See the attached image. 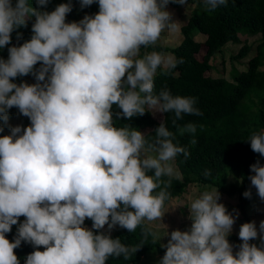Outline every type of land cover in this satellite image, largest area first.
Here are the masks:
<instances>
[{"label": "clouds", "instance_id": "obj_1", "mask_svg": "<svg viewBox=\"0 0 264 264\" xmlns=\"http://www.w3.org/2000/svg\"><path fill=\"white\" fill-rule=\"evenodd\" d=\"M48 2L37 0L41 7ZM94 2L81 0V7ZM170 2L187 4L98 0L97 14L68 23L69 3L47 12L30 7L28 0L15 5L0 0V48L10 44L14 30L27 27L28 19L35 17L31 39L9 48L7 60L0 58V120L7 123L8 110L16 107L31 121L26 129L12 127L10 135L0 136V264H20L14 250L22 241L36 249L26 264L128 259L139 247L130 249L120 239L94 234L84 227L85 219H91L96 230L108 225L111 231L119 225L134 232L145 221L164 216L171 180L162 177L174 175L168 162L181 153L187 159L190 153L174 143L175 135L164 122L148 141L138 129L115 127L112 109L118 107L117 115L129 119L143 116L145 106L174 112V124L183 114L202 115L194 97L174 96L166 86L154 92L158 69L170 75L182 58L157 51L140 56L141 48L155 45L166 28L176 29L166 10ZM226 2L203 0L209 12ZM38 62L41 68L34 71ZM30 73L37 83L12 82ZM179 132L195 134L196 125L189 123ZM249 141L251 149L264 156V131L253 132ZM152 170L154 175H149ZM251 171V185L264 200V166L257 161ZM244 196L250 198L251 191ZM219 200L213 189L191 201L190 229L166 234L170 239L162 245L166 253L159 264H264V237L259 235L264 221L259 232L255 222L240 226L242 243L234 253L228 236L235 218ZM21 216L26 219L10 241L6 234ZM143 234L146 239L149 229ZM257 238L259 246L250 243Z\"/></svg>", "mask_w": 264, "mask_h": 264}, {"label": "trees", "instance_id": "obj_2", "mask_svg": "<svg viewBox=\"0 0 264 264\" xmlns=\"http://www.w3.org/2000/svg\"><path fill=\"white\" fill-rule=\"evenodd\" d=\"M191 1V0H187ZM13 5L17 0H12ZM196 6L191 11L188 19L181 25L183 38L179 44L173 47L155 44L142 51V57L146 52L157 51L171 52L177 60L183 59L176 68L171 69L170 75H164L163 68L158 69L154 80V92L167 87L176 96L194 97L197 107L202 115L183 114V118L173 123L174 112L163 113V119L155 118L150 108L146 107L143 116L136 115L132 118L118 116L121 110L113 106V122L117 128L130 126L145 134L148 141L155 137V129L164 122L166 127L174 133V143L185 147L190 155L185 159L184 155L178 154L175 158L179 175L173 177H162L163 180H171L168 192L170 198L181 197L189 187L195 184H209L216 187L221 193L229 196H238L239 207L243 217L248 223L253 222L247 212V205L255 198L257 190L251 185L250 176L254 175L251 165L255 164L262 156L251 149L249 138L253 132L264 131V0H227L226 4L220 5L214 11H206L203 0H193ZM29 6L39 8L41 11L51 12L62 3L71 4L72 10L66 15V22H79V9L94 16L99 12L98 0L91 6L81 7V0H49L46 7L38 5L37 0H28ZM168 5L178 6L180 4L170 2ZM35 17L27 21V27H20L11 33V42L4 48H0V58H9V48L22 46L29 41L33 35L32 25ZM18 33L22 34L18 37ZM242 33L257 35L261 34V40L256 46V54L252 56L247 69L233 76V80L225 77H214L210 71L214 69L212 60L223 51L228 43H242L240 50L233 54V60L248 58L252 45L248 41H242ZM203 36V40L197 38ZM205 48V49H204ZM204 52V53H203ZM42 62H38L34 71L41 68ZM34 80L33 74L18 76L12 80L13 83L21 84ZM8 116H19L28 127L30 118L20 113L19 109L13 107L8 110ZM193 123L196 125L195 134H180L179 129ZM0 126L4 131L0 136L10 135L13 126L0 120ZM195 139L196 143L191 141ZM210 171L211 175L205 176ZM231 172H235L239 178L238 182L228 183ZM149 175H154L152 170ZM163 187V185H161ZM157 188L155 191L159 192ZM251 191V197H245L246 191ZM131 210V209H130ZM21 216L16 225L12 226L11 232L6 237L14 242L17 230L25 221ZM84 227L92 230L94 234L101 233L110 235L112 239H120L121 243L131 248L139 247L136 252H130L129 258L109 257L106 264H139L147 253L156 249L165 255L166 248L155 235H152L147 221L137 227L134 232L119 228L112 233H105L103 229L93 228V221L86 218ZM148 228L150 234L145 239L144 229ZM228 240H232L236 246L242 241L235 234H229ZM254 240L250 243L254 244ZM34 246L22 241L16 248L20 264H26L27 256L35 251ZM44 251L43 246L39 248Z\"/></svg>", "mask_w": 264, "mask_h": 264}, {"label": "rangeland", "instance_id": "obj_3", "mask_svg": "<svg viewBox=\"0 0 264 264\" xmlns=\"http://www.w3.org/2000/svg\"><path fill=\"white\" fill-rule=\"evenodd\" d=\"M196 6V3L191 1H187V4L185 5H178V6H171L167 5L166 10L171 15V22L176 23L177 27L175 30L171 29H165L159 40L156 42V44L161 45H167L169 47L176 46L179 44L182 40L183 33L181 31V25L183 22H185L188 19V16L190 15L193 8ZM79 15L78 18L81 21L86 15H89L82 10H78ZM91 16V15H90ZM242 41H248L249 44L252 45V50L246 59H240V60H233L231 56L235 53H237L242 43L234 44V43H228L222 52L218 53L214 59L212 60V63L214 65V69L210 71V75L214 77H225L229 80H233V76L240 73L241 71H244L247 69L248 61L249 59L256 54V46L260 42L262 35H252V34H246L242 33L240 35ZM198 39L203 40L202 35L197 36ZM205 49V48H204ZM143 47L141 48L140 53L143 51ZM146 51V50H144ZM154 51V50H153ZM152 52V51H151ZM204 53V52H203ZM165 56L174 55L166 51L164 53ZM38 81L29 80L28 84H35ZM151 109V108H150ZM154 116L158 120H162L164 114L161 112H158L155 109H151ZM7 121L8 125H11L13 127L21 126L22 129H26L27 126L25 125L24 121L19 116L10 117ZM22 134V133H21ZM262 166H264V156H262L259 160ZM174 169V174L179 175L180 170L178 168V165L176 163V160L169 161ZM239 178L237 177V174L235 172H231L229 176L228 183L232 182H238ZM217 190L220 194V200L219 203H222L229 213L233 215L235 218V223L233 225L232 231L230 234H235L239 237V230L240 226L244 223H248V221L243 217V214L239 207V199L238 196H229L226 193H221L216 187H213L209 184H195L189 187V190L183 194L181 197L173 198L171 201L165 204L163 207V212L165 213L161 220H156L152 222H148V225L153 233H155V237L160 240L162 245H166L168 243V240L170 239V235H166L167 233H171L174 230H181V231H188L191 227L192 220L190 217V203L193 199L198 198L205 190L211 191V190ZM247 212L253 222H255V225L257 227V230L259 232L260 223L264 221V200H262L258 193L256 194L255 198L247 205ZM119 228V225H117L115 228H113L111 231H109L108 225H105L103 228V231L105 233H112L115 230ZM259 235L261 237H264V232H260ZM230 244H232L234 253L239 250V247L234 244L232 240H229ZM254 244H257L258 246L261 244V240L259 238L254 240ZM164 255L160 254L156 249H153L147 253V255L143 258V260L139 264H159L162 257Z\"/></svg>", "mask_w": 264, "mask_h": 264}]
</instances>
